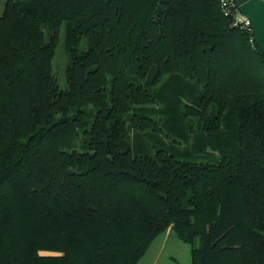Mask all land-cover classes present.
<instances>
[{
  "label": "trees",
  "instance_id": "trees-1",
  "mask_svg": "<svg viewBox=\"0 0 264 264\" xmlns=\"http://www.w3.org/2000/svg\"><path fill=\"white\" fill-rule=\"evenodd\" d=\"M169 230L192 264H264L254 34L220 0H6L0 264H138Z\"/></svg>",
  "mask_w": 264,
  "mask_h": 264
},
{
  "label": "rangeland",
  "instance_id": "rangeland-1",
  "mask_svg": "<svg viewBox=\"0 0 264 264\" xmlns=\"http://www.w3.org/2000/svg\"><path fill=\"white\" fill-rule=\"evenodd\" d=\"M5 3L6 0H0V16L3 14ZM69 60L70 56L68 47L66 45L65 29L62 28V31L60 33V40L56 47L53 59V71L57 78L58 84L62 89H65L67 87L66 69L69 64ZM148 145L151 148L153 147V144L151 142H148ZM208 161L215 162L216 159ZM173 236V238H175L176 242L178 243L172 246V253L174 255L172 258V262L174 264H192V253L190 246L183 243L176 236V234H174Z\"/></svg>",
  "mask_w": 264,
  "mask_h": 264
},
{
  "label": "water",
  "instance_id": "water-1",
  "mask_svg": "<svg viewBox=\"0 0 264 264\" xmlns=\"http://www.w3.org/2000/svg\"><path fill=\"white\" fill-rule=\"evenodd\" d=\"M240 13L250 22L257 47L264 56V0H237Z\"/></svg>",
  "mask_w": 264,
  "mask_h": 264
},
{
  "label": "crops",
  "instance_id": "crops-1",
  "mask_svg": "<svg viewBox=\"0 0 264 264\" xmlns=\"http://www.w3.org/2000/svg\"><path fill=\"white\" fill-rule=\"evenodd\" d=\"M173 235V232L169 230L156 238L138 264H174L172 262L174 256L172 246L178 242L173 238Z\"/></svg>",
  "mask_w": 264,
  "mask_h": 264
},
{
  "label": "built area",
  "instance_id": "built-area-1",
  "mask_svg": "<svg viewBox=\"0 0 264 264\" xmlns=\"http://www.w3.org/2000/svg\"><path fill=\"white\" fill-rule=\"evenodd\" d=\"M220 6L224 14L232 19V25L243 29H248L252 33L250 28V22L239 11L237 0H220Z\"/></svg>",
  "mask_w": 264,
  "mask_h": 264
}]
</instances>
